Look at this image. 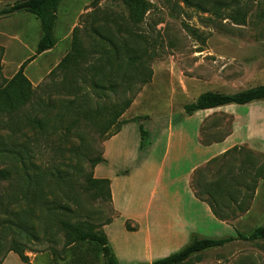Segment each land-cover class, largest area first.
<instances>
[{
	"label": "rangeland",
	"instance_id": "374dc122",
	"mask_svg": "<svg viewBox=\"0 0 264 264\" xmlns=\"http://www.w3.org/2000/svg\"><path fill=\"white\" fill-rule=\"evenodd\" d=\"M15 1L17 0H0V9ZM149 1L152 5L151 10L135 28L140 34V39L135 41L137 46L131 47L132 42H128L129 51L125 56L136 52L141 54L144 49L147 50L148 58L143 59L147 60L145 66L152 73L150 81L143 85L135 80L136 85L131 92L119 94L108 92L109 97L106 100L97 99L93 90L85 85V91L90 95L89 108H95L97 101L100 104L104 101L117 103L124 98L132 97L130 107L120 118L121 120L141 117L139 122L128 126L132 128L130 138L134 134L138 139L139 123L150 118L166 121L171 117L174 124L180 121L185 116L183 106L193 102L204 92L235 93L264 84V0ZM106 15L110 18L118 15V22L123 24L127 22L125 20L127 12L120 1L61 0L54 28L56 43L51 50L37 56L25 67L24 74L36 88V93L30 103L17 114L18 121L24 116L42 121L45 119L43 121L45 128L33 127L32 124L21 121L15 125H8L4 123L8 118L7 114L4 116L0 114L1 140L9 145L15 139L18 150L26 148L25 153H22L28 160L25 162L27 166L35 168L31 175L43 178L40 184L42 196L41 191L38 193L41 202L46 204L45 207H41L40 204L28 206L26 207L28 211L23 205L10 204L8 210V213L14 214H10V217L22 212L25 219L29 220L28 225L33 231L34 239L19 233H11L9 236L11 240L26 245V254L32 252L37 256L35 264H68L69 261H76L79 258L63 246L64 232L59 229L56 221L46 222L51 212L59 217L65 212V208H68L72 211V214L68 215V220L89 221L96 226L103 225L115 215L106 196L94 198L92 192L87 191V180L93 175L90 161L102 156L104 141L114 127L103 130V127L82 121L80 116L73 113L64 114L63 105L71 100L72 96L53 88L64 77L67 80L71 77L60 71L50 74L69 52L73 28H79L85 47L91 49L90 43L93 41L86 39L84 32H90L93 23L96 26L101 23L95 24L94 17L104 19ZM234 18L238 21H234ZM105 33L114 35L120 47L129 39L125 34L111 30ZM40 34L39 21L29 13L18 12L0 19V85L2 77L10 79L20 64L34 55ZM94 37L92 34V38ZM133 47L134 51L131 49ZM95 57V54L91 55L81 64L79 74L83 72L86 64L92 61L91 58ZM76 80L78 83L81 82L80 77ZM49 89L47 94L45 91ZM43 101L47 103V107H42L43 112L33 111V105ZM76 105L77 103L74 104ZM233 106L242 113L248 108L246 105ZM252 108L257 111L264 108V105H252ZM60 114L64 115L59 117ZM72 119H77L78 123H71ZM206 119L201 128V141L204 143L221 139L231 130L233 122L231 116L212 113ZM196 123L197 119H191L186 123V128L196 127ZM13 126L20 128V132L14 137L9 131ZM147 142L146 138L145 144ZM162 153L163 146L159 148L157 156L160 157ZM249 153L256 156L257 164L263 162L264 153L240 146L239 150L235 149L234 153L216 163L217 167L222 169L230 162L239 164V160ZM216 164L209 169H213ZM13 165L14 170L20 168L18 162L14 161ZM186 167L187 165L182 171ZM48 172H54L49 188ZM18 180L19 178L15 176L9 182L0 185V200L5 202L6 196L18 191ZM78 206L80 211L76 210ZM38 216L42 217L40 221L37 220ZM233 223L237 228L229 234H222V237L234 236L235 231L249 233L255 227L264 224V181L260 178L257 179L247 212L236 213ZM46 225L50 228H45ZM249 245V249L229 251L264 253V241L251 242ZM93 247L94 245L89 246L87 243L81 246L85 257L89 258L86 263L101 264L96 256L97 249ZM27 255L33 258V255ZM3 264L25 263L21 262L17 255L10 253ZM259 264H264V257Z\"/></svg>",
	"mask_w": 264,
	"mask_h": 264
},
{
	"label": "trees",
	"instance_id": "16d2710c",
	"mask_svg": "<svg viewBox=\"0 0 264 264\" xmlns=\"http://www.w3.org/2000/svg\"><path fill=\"white\" fill-rule=\"evenodd\" d=\"M116 1H120L124 7V11L127 12L125 18L127 22L125 21V24L118 22V15L113 18L106 15L104 19L103 17H94L93 22L95 24L97 22L101 23L97 26L93 23L90 26V32H84L85 38L93 41L92 44L90 43L91 49L85 47L79 28L74 27L69 52L50 72V74H54L60 71L64 75L71 77L68 80L64 77L53 88L68 96H72L71 100L63 105V113H73L78 117L80 116L82 121L103 127V130L114 127V130L108 134L107 139L116 135L123 125L139 122L141 117L120 120L124 112L130 107L132 97L124 98L117 103L104 101L100 104L97 101L95 108H89L90 97L88 96L90 95L85 91V85L93 90L97 99L103 98L106 100L109 97L108 92L113 94L131 92L134 85H136L135 80L145 85L152 77L151 70L145 66V61L147 60L144 61L143 59V57L148 58L147 50L144 49L141 54H137L136 52L125 56L129 51L128 47L130 43L128 42H132L131 47L137 46L135 41L140 39V34L135 31V28L144 20L152 5L149 0ZM60 3L61 0H17L0 9V19L18 12L33 15L39 21L41 31L34 55L23 61L10 79L1 78L0 114L2 116L7 114L8 118L4 123L8 125L22 122L32 124L33 127L45 128V123H43L45 119L42 121L24 116L22 120L19 119L18 121L17 114L21 108L30 103L36 93V88L33 87L24 74L25 67L37 56L51 50L56 43L54 28ZM234 21H238V19L234 18ZM110 30L111 32L125 34L126 38H129L124 42L123 47L117 44L114 35L105 33L110 32ZM92 34L95 35L94 38H92ZM131 49L134 51V47ZM94 54L96 57L94 59L91 58L92 61L88 62L82 70L83 72L79 74L81 64ZM77 77H80V83L77 82ZM103 81L108 83L105 84ZM49 91L50 89L45 92L48 94ZM262 100H264V84L235 93L207 91L200 94L193 102L185 104L183 111L186 115H192L202 110L215 109L227 105H247ZM75 103H77L76 106H74ZM42 107H47V103L43 101L33 105V111L38 110L43 112L44 109ZM62 115L60 114L59 117ZM143 118L146 119V116ZM71 123L76 124L78 120L72 119ZM138 129L141 138L139 148L142 149L145 146L147 131L141 124H139ZM9 131L11 136L14 137L16 133L20 132V128L13 126ZM1 139L2 137L0 136V185L9 182L15 176L19 180L18 191L15 194L6 196L5 202L0 200V264H2L10 252L16 254L21 262L31 264L26 254V245L14 239L11 240L9 236L11 233H19L25 234L24 236H27L29 239H34L33 231L30 225H28L29 220L25 219V215L22 212L17 213L16 217H10L11 213H8V210L10 204L23 205L25 208L37 204L45 207L46 204L41 202L38 193V191L42 190L40 184H42L43 178L31 175V171L35 172V168L27 166L25 162L26 158L23 157L22 153H25L26 148L18 150L15 145V139L9 145ZM239 148L234 147L222 155L211 159L205 165L195 169L191 177L190 186L194 196L198 200L207 203L214 217L224 222H233L236 213L247 212L250 199H252L256 189L257 179L260 178L264 181V160L261 164H257L255 162L256 156L250 153L242 159L240 158L239 164L230 162L225 164L222 169L217 167L220 161L225 159L229 154L234 153L235 149L239 150ZM7 161H10V163H6ZM14 161L20 164V168L17 170H14ZM90 162L91 167L94 169L97 164L104 162V159L100 156L92 159ZM215 164L216 166L213 169H209ZM47 176V186L49 188L51 187L54 172H48ZM19 181L22 182L19 183ZM87 191L92 192L94 198L106 196L111 204L110 181L108 179H97L93 175H90L87 180ZM53 210L56 209H50V211ZM76 210L80 211L79 206ZM52 213L46 222H51L50 220L56 221L59 229L64 232L63 246L70 249L75 257H79L76 261H69L68 264H84L87 262L89 258L85 257V253L81 249L84 243H87L89 246L90 244L94 245L95 248H93L97 249L96 256L102 264H119L108 245L102 225L96 226L89 221L72 222L68 220V215L72 214V211L68 208H65V212L59 217ZM41 219L42 217L38 216L37 220L40 221ZM110 220H107L105 223H108ZM45 228L48 229L50 226L46 225ZM126 228L128 230L134 229L130 227L128 222H126ZM235 232L234 236L215 238L192 235L184 247L167 257L151 263L136 264H194L199 259L197 254L206 250L221 248L234 241H264V224L255 227L249 233ZM75 250L80 253L76 254Z\"/></svg>",
	"mask_w": 264,
	"mask_h": 264
},
{
	"label": "crops",
	"instance_id": "0c3cea01",
	"mask_svg": "<svg viewBox=\"0 0 264 264\" xmlns=\"http://www.w3.org/2000/svg\"><path fill=\"white\" fill-rule=\"evenodd\" d=\"M263 103L264 100L247 104L244 113L227 105L185 114L175 124L171 117L166 121H142L139 124L147 131L148 139L142 149L140 136L129 137L132 128L128 126L135 123L123 125L116 135L104 141V162L94 167L93 176L110 181L115 215L102 225V230L119 264L151 263L180 250L192 235L222 237L237 228L233 222L218 220L208 204L194 196L191 177L195 169L234 147L246 146L264 153V108H252ZM212 113L231 116L232 127L221 139L204 143L201 128ZM194 118L196 127L186 128V123ZM161 146L163 153L158 157ZM126 222L134 229L128 230ZM250 243L234 241L200 252L194 264H259L264 253L229 251L249 249ZM27 254L33 255L28 257L35 264L37 256Z\"/></svg>",
	"mask_w": 264,
	"mask_h": 264
}]
</instances>
